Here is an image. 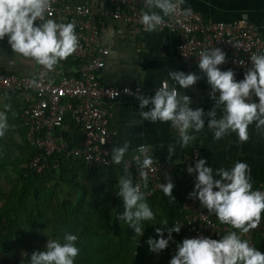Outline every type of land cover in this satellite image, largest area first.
I'll return each mask as SVG.
<instances>
[{
    "label": "clouds",
    "instance_id": "9594fccd",
    "mask_svg": "<svg viewBox=\"0 0 264 264\" xmlns=\"http://www.w3.org/2000/svg\"><path fill=\"white\" fill-rule=\"evenodd\" d=\"M144 3L149 10L141 13L140 23L144 32L152 33L163 24L164 17L178 13L184 0H144ZM51 4L52 0H0V41L7 37L13 53L40 66L41 75L54 71L61 61L67 60L79 48L74 23H58L46 18V13L50 16ZM37 21L40 22L38 26ZM226 55L215 47L202 50L198 56V68L207 78L210 98L214 101L213 108L207 113L203 108L193 110L190 107L191 97L180 94L176 87H169L165 81L154 90V95H136L142 121L170 122L178 133L177 143L181 148L195 141L196 136L190 132L199 133L205 128V116L209 118L207 127L213 131L216 140L231 132L243 144L249 140L248 129L253 124L264 135V53H251L249 59L252 67L247 68L240 81L235 79L233 70H221L220 66L226 63ZM168 75L181 89H189L202 78L195 73L172 70ZM31 85L40 87L35 78ZM128 91L125 89V92ZM253 97H258V103L253 101ZM218 109L221 113L219 118ZM8 112H12L11 104H5L4 110L0 111V138L10 129ZM12 115L15 117V112ZM130 146L125 141L122 147L112 148L111 162L115 165L124 162ZM137 151L133 160L139 178L144 181L143 187L147 188V170L153 165V157L144 145ZM174 154L176 146L169 144V161ZM206 165L207 160L198 159L194 166L187 168V172L195 178L194 190L189 197L198 199L202 208L214 213L221 224L230 226L234 231L219 240L205 236L183 239L182 243L177 244L169 264H264V253L243 238L264 220V191L253 190L250 169L245 162L237 161L230 169L216 168L215 171ZM125 172L127 175L119 178L118 191L115 192L122 199L124 209L117 219L123 222L122 226L126 224L133 229L135 236L142 237V222L154 220L155 214L146 202L141 185L133 182L126 164ZM165 178L167 183H160L159 187L165 196L175 201L172 178L167 173ZM160 225L165 227L156 228L159 238H149L147 241L150 252L156 255L169 247L174 239L173 233H179L182 228L179 223L169 226L166 220L161 221ZM165 231L167 238L164 237ZM62 239L63 242L49 239L43 251L31 254L30 264H74L79 255L76 246L78 237L65 232Z\"/></svg>",
    "mask_w": 264,
    "mask_h": 264
},
{
    "label": "built area",
    "instance_id": "2783aa9c",
    "mask_svg": "<svg viewBox=\"0 0 264 264\" xmlns=\"http://www.w3.org/2000/svg\"><path fill=\"white\" fill-rule=\"evenodd\" d=\"M111 7L97 15L89 5H70L60 0H52L50 16L58 23H74L79 37V48L67 60L61 61L54 71L41 75L39 69L33 75H19L0 70V91H17L25 94L27 106L22 112L26 124L30 126L28 140L36 148V153L25 167L41 174L46 169H58L59 159L55 155H66L84 161L89 169L111 168V149L116 141L117 131L110 127L111 111L106 105L120 97H133L142 93V87L128 85H107L101 81V73L106 64L109 50L101 43L100 19L108 17L120 21L129 28V37L137 41L144 32L140 23L141 13L147 11L144 0H108ZM158 29H168L179 36L177 49L180 57L189 69L198 68V56L202 50L220 48L226 55V63L220 66L235 67L244 71L252 67L251 53H264V36L259 27L248 19L234 21H208L201 12L183 3L177 14L163 18ZM39 21L37 24L39 25ZM243 62V64H241ZM37 79L40 87L31 85ZM125 89L129 90L125 92ZM180 94L188 95L189 89L177 88ZM31 92H34L31 94ZM131 93V94H129ZM211 89L205 90L210 96ZM258 103V97H253ZM77 123L83 137L76 145L71 140L55 134L57 128L67 129L70 122ZM136 147L132 155L124 157L125 164L134 183L141 185V190L148 196L161 190L160 183H167L165 173L173 177L174 164L168 159L152 155L153 165L148 169V187L139 178V171L133 156L138 154ZM203 159L200 149L195 148L187 156L194 166L196 160ZM127 175V173L125 172ZM195 178L190 175L188 189L180 203V213L174 224L182 225L189 236L221 239L232 231L228 225L221 224L214 213L202 208L199 200H193L189 193L194 190ZM264 191V184L257 189ZM251 244V243H250ZM11 264V263H10Z\"/></svg>",
    "mask_w": 264,
    "mask_h": 264
},
{
    "label": "crops",
    "instance_id": "0c3cea01",
    "mask_svg": "<svg viewBox=\"0 0 264 264\" xmlns=\"http://www.w3.org/2000/svg\"><path fill=\"white\" fill-rule=\"evenodd\" d=\"M60 1L70 5H89L97 15H100L105 8L111 7L108 0ZM184 3L201 12L208 21H234L243 18L253 21L264 36V0H184ZM153 10L159 11L158 9ZM35 23L38 26L37 22ZM128 30L127 25L115 19L108 17L100 19L101 43L109 50L105 67L101 73L103 84L132 87L140 85L142 87L141 94L154 95V90L162 86L165 81L168 82L169 87L179 88L169 77L170 70L183 71L186 74L195 73L202 78L189 88L188 96L192 100L190 107L193 110L203 108L205 113L213 108L214 101L210 96L205 95V90L210 89L207 78L199 68L189 69L180 57L177 49L179 36L176 32L168 29H158L152 33L143 32L138 36L137 41H132ZM38 69L39 66L34 62L13 53L7 37L0 41V70L19 75H33ZM229 69L235 72L237 81L244 78L245 71L242 69L232 66L221 68L222 71ZM33 93L31 92V94ZM26 100L25 94L17 91L0 93V109L3 111L5 104H11L12 111L17 108L23 121L21 127L26 128V138H28L30 126L22 117V112L27 106ZM106 105L112 114L110 127L117 131L116 141L112 148L122 147L125 141L131 145L125 157L132 155L138 145L145 144L149 147L152 155L160 159H168V145L176 146V154L172 156L171 160L174 164L172 182L175 185L173 189L175 201L165 196L162 190L151 196L145 194L146 202L155 214V219L148 221V225L153 229L159 226L161 221L166 220L169 224L172 215L174 218L179 215L180 203L188 189L191 175L187 172V168L191 166L187 156L195 148L201 150L203 159L207 160L206 166L212 167L214 171L216 168L230 169L235 162L242 161L249 166L253 190L257 189L260 184H264V135L257 131L254 124L249 126V140L243 144L239 143L237 135L231 132L224 138L216 140L213 131L207 127L209 118L205 116V128L199 133L190 132L196 136L195 141L186 148H181L177 143L178 133L172 128L170 122L142 121L139 115V101L136 97H120ZM10 113L8 112V114ZM220 115L218 109L217 117L219 118ZM65 120L66 123L70 122L68 128L59 127L55 134L72 141H75L76 135L79 134V141L83 137L80 126L74 122L71 126L72 121L68 117ZM17 127L10 129H17ZM69 133L70 135L67 136ZM175 161L177 163H174ZM122 176H126V174L119 165L105 168L99 174L97 172L92 174L95 185L114 187L112 195H116L118 181ZM157 219L159 223L155 221ZM243 238L248 239L251 246L264 253V220L257 229Z\"/></svg>",
    "mask_w": 264,
    "mask_h": 264
},
{
    "label": "trees",
    "instance_id": "16d2710c",
    "mask_svg": "<svg viewBox=\"0 0 264 264\" xmlns=\"http://www.w3.org/2000/svg\"><path fill=\"white\" fill-rule=\"evenodd\" d=\"M12 112H15V117H13ZM12 112L8 114L10 128L18 126L22 141L27 147L26 145L25 147L18 145L23 151L20 153H16L15 150L11 149V144L5 138L9 131L6 132L3 138H0V172L3 171L10 176L9 183H12L14 176L21 180L20 186L15 188L17 190L13 189L6 199L1 197V193L4 190L2 185H0V252L4 253V256H0V264H30L31 254L34 251L44 250L47 243L37 242V244H34L40 225L38 224L36 213L33 210L27 212L30 206L28 199L30 196H38L43 183L56 174L61 175L62 181L69 182L74 185L73 187L80 189L78 199L71 204V216L64 219L66 228L61 226L63 229L55 228L51 230L53 234L60 236L59 240L61 242H63L62 238L65 232L77 235L76 246L79 248V255L75 258L74 264H144L146 259L145 250L148 247L146 243L147 236L151 230L149 229L148 221L142 222L144 235L133 240L131 239L133 235L127 233L128 230L124 229L125 225L122 226L123 222L117 219L118 215L122 214L124 210L122 199H119L116 195L110 196V202L104 205L103 210L96 205L95 209L98 212H92L81 204L88 187L87 184L83 183L84 181L78 178L79 173H86V177V175L93 174V172L99 174L105 168L89 169L84 161L60 154L53 157V159L57 158L60 161L58 169H46L39 174L25 167V164L36 153V148L26 138V128H19L21 123H23L20 118V112L17 108ZM69 135L70 133L67 136ZM79 137L80 135L78 134L75 141L70 139L71 144L76 145ZM64 173L67 176L62 177ZM98 197L99 201H102V194H99ZM47 203H44L42 208L39 207V210H37L40 215L41 213L45 216L49 215L43 210ZM94 205L92 204L91 207L93 208ZM47 206L50 208L52 205L48 203ZM57 220L59 222L60 219ZM174 220L175 218L172 215L169 226H174ZM44 224H48V221ZM99 235L105 236L108 240L106 242L103 241L101 248L97 250L92 248L90 244H92L91 240H95L94 237L97 238L98 242ZM173 237V241L170 242L176 245L182 243L185 238H192L188 235L186 229H181L179 233H173ZM26 244H29L26 256L20 257L15 252L18 249L16 246ZM168 258L171 259L172 257L165 255L163 259Z\"/></svg>",
    "mask_w": 264,
    "mask_h": 264
},
{
    "label": "rangeland",
    "instance_id": "374dc122",
    "mask_svg": "<svg viewBox=\"0 0 264 264\" xmlns=\"http://www.w3.org/2000/svg\"><path fill=\"white\" fill-rule=\"evenodd\" d=\"M4 110V109H3ZM2 111V109H0ZM19 128H22L21 125ZM9 133L6 134L7 136L5 137L8 141L9 144H11V149L15 150L16 153L23 152L20 147H25V143L22 141V137L17 129H9ZM13 142H12V141ZM20 147H19V146ZM27 147V145H26ZM27 150V149H26ZM86 174V173H85ZM85 174H79V179L84 181L83 183L87 184V191L86 195L82 199V203L84 206L89 208L92 212H98L95 208L96 205L101 208L102 210L104 209V205L109 204L110 202V196L114 193V187L110 188L107 186H97L93 183V177L92 174L86 175ZM67 176L66 173L62 175V177ZM12 177V176H11ZM12 183H9L8 180L10 179V176L7 175L5 172H0V185H2V191L1 197L7 198L8 195L11 194V191L15 189L17 186H20L21 180L17 177H13ZM74 185L70 184L69 182H65L61 180V175L56 174L54 177L51 179L47 180L46 182L43 183L42 188L39 190V195L36 197L30 196L29 197V208L27 209V212H31L32 210L36 213L37 215V221L40 227H38V234L36 241H34V244L38 243H44L46 244L49 239H60V236H56L53 234L51 231L52 229H63L61 226H65L66 228V223H65V218H69L71 216V204L76 201L79 197V192L80 189L73 187ZM17 190V189H15ZM112 193V194H111ZM102 194L103 199L102 201H99L98 195ZM109 196V199H108ZM4 201V200H3ZM46 201V202H45ZM97 201V202H96ZM49 205H52L50 208H48V203ZM103 202V203H102ZM44 203L46 204V207L43 209L45 213L49 215H44L37 210H39V207L42 208V205ZM92 204L94 205L93 208L91 207ZM100 211V209H99ZM41 216V217H40ZM57 219H60L59 222ZM46 221H48V224H44ZM159 223L158 219L155 220ZM102 225V224H101ZM162 228L161 225L155 227V228ZM153 229V227H150L151 229L148 233L147 236V241L149 238H156L158 239L159 237L157 236L156 229ZM124 229H127L130 235H133L131 239L136 240L137 237L140 236H135V232L133 229L127 227L125 224ZM135 236V237H134ZM99 241L97 242V238L95 240H91L90 246L92 248H95L99 250L101 248L102 242L107 241L108 238H105L103 235H99ZM164 237L167 238V232L165 231ZM147 243V242H146ZM148 247H146V259L144 264H168L170 259H163L165 255L173 256L177 245L175 243H169V247L164 250L162 253L159 255L153 254L149 250V245L147 244ZM18 249L15 251L17 255L20 257H25L29 244L23 245V246H16ZM148 253V254H147ZM0 256H4L3 252H0ZM80 257V256H79Z\"/></svg>",
    "mask_w": 264,
    "mask_h": 264
}]
</instances>
